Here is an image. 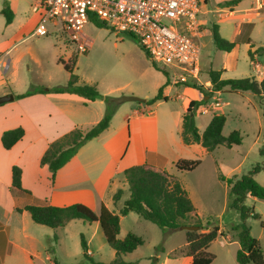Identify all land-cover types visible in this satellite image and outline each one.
<instances>
[{
    "label": "crops",
    "instance_id": "obj_1",
    "mask_svg": "<svg viewBox=\"0 0 264 264\" xmlns=\"http://www.w3.org/2000/svg\"><path fill=\"white\" fill-rule=\"evenodd\" d=\"M227 1L231 0H204L198 17L199 29L200 26L207 23L211 27L217 25L218 32L224 39L235 42V48L228 54L225 52L226 56L240 46L247 52L249 50L254 52L258 47L264 46V0H239L234 6H223L222 3ZM8 2L12 12L15 13L17 1L8 0ZM37 20V15L33 13L32 18L26 24V28H33L34 30ZM205 33L210 34V29H206ZM200 37L201 34L199 33L197 39ZM26 39L23 29L16 35L4 39L0 44V96L9 94L13 96L12 101L0 105V138L2 133L7 130L21 128L24 131L23 137L8 150L3 149L0 142V264H53V256L58 264H65V257L63 256L62 260L60 256L63 244L61 235L75 220L56 230L57 242L54 244V255H51L46 249L45 239H51L53 231L34 224L27 212H18L17 209H22L26 205L64 207L81 203L90 207L96 214L99 213L101 205L118 214L129 196V192L125 194L126 188L128 191V186L123 177L125 169L149 164L171 174L174 164L178 160H195L188 159L187 154L190 148L200 153H207L198 144L185 145L180 135L182 116L188 103L191 100L200 101L207 100V98L198 90L177 84L171 79L166 84V77L162 76L159 71L162 77L158 75L159 77L152 84L153 97L162 88V97H165L166 100H158V103L167 102L171 94L175 95L176 99H183L184 111L181 114H177L176 117L170 112L158 114L146 104L147 100L145 99V102L142 103L144 110L134 107L122 109L114 122L111 118L106 130L84 144L52 176L48 166L40 164L42 155L48 146L60 137L74 129L86 132L99 122L105 111L103 101L105 96H101L100 99L93 102H87L84 98L69 93H34L16 99L15 96L22 94V92L15 89L12 77L15 76L16 65L23 55L18 51V46ZM250 45L252 46L250 47ZM54 55V61L58 63V54L55 52ZM70 56L71 54L66 57L65 51L62 60L67 61ZM260 56L261 54H253V58L250 60V71L253 75H249L258 81L264 78V63L259 61ZM58 65L62 67L59 63ZM225 67L229 66L223 65V68ZM200 70L203 74L202 66H200ZM222 73L223 71H221V76ZM68 78L69 75L66 73L62 84H48L44 88L64 86ZM80 82L84 81L80 80ZM205 84L210 85L209 80L201 83L206 88ZM36 87L38 86L34 84L33 89L30 90H34ZM124 87L126 85L120 89ZM130 91L138 93L136 92L138 90L131 89ZM214 113L218 112L210 114L211 117ZM197 130L199 134L202 133L198 128ZM13 166L20 169L21 187L28 191V194L12 187L11 169ZM219 174L221 173L217 174V179ZM176 178L179 180L178 177ZM219 182L221 181L219 180ZM183 187L193 203L189 191L185 186ZM118 189H121L123 193L120 199L114 202L112 197ZM120 200L122 203L119 205ZM193 205L195 207V204ZM130 214L135 213L130 212L126 216H120L118 238L121 233V220ZM92 224H95L93 232L95 233L99 224L97 222ZM40 227L46 229H40ZM218 230L223 233V236L218 237L213 242L218 241V246L221 248L218 255L223 256L225 260L222 264H231V254L235 259L236 251L239 248L237 232L226 235L221 229L218 228ZM86 245L88 255L92 256L94 252L90 248L89 240L86 241ZM185 246L186 240H183L174 246L170 244L167 251L163 249L155 255L153 253H140L138 251L139 246L133 252L124 255L122 259L128 264H152V258H155L154 264H192V258L189 256H171L173 251ZM208 248L206 252L211 254L208 252ZM211 255L214 258L210 264H213L218 256L217 254Z\"/></svg>",
    "mask_w": 264,
    "mask_h": 264
},
{
    "label": "rangeland",
    "instance_id": "obj_2",
    "mask_svg": "<svg viewBox=\"0 0 264 264\" xmlns=\"http://www.w3.org/2000/svg\"><path fill=\"white\" fill-rule=\"evenodd\" d=\"M10 1H17L16 11L13 12L14 16L10 24H6L4 17L0 14V44L4 39L16 35L17 32L24 29V36L27 39L18 46V51L23 55L16 65L15 76L12 77L15 89L21 90L22 93L33 89L34 84L38 86L36 88L46 87L48 84H62L66 72L54 61L55 52L60 59H63L65 51L66 57L70 54V57L75 56L77 59L74 73L79 77V80L95 85L100 95L109 98L112 103L113 99L121 96H134L150 100L154 93L152 84L156 78L162 77L163 72H165L169 80L175 81L179 74L178 70L170 66L156 64L163 71H160L161 76L159 70L157 72L152 66L151 59L147 58L137 40H134L127 33L117 32L107 25L99 28L91 20L82 30L90 43L88 51L83 54H78L73 46L68 45L65 41V35L58 29L50 27L48 35L33 36L31 35L33 28H26V24L33 16L34 0ZM210 28L208 23L200 26L201 37L198 41L196 40L200 45L198 64L203 67L205 73L200 75L199 81L203 84L209 80L206 73L208 68L223 71L222 79L251 77L249 74L253 75V73L250 71L251 64L247 50L240 46L226 56L225 52L216 50L211 34L205 33V30ZM259 61L264 63V55L261 54ZM223 65L229 67L223 68ZM124 85L126 87L120 89ZM204 86H207L206 88L203 87L204 92H207L210 97L207 98L206 104L195 109L194 122L196 127L200 132H203L211 119L210 114L213 112L222 113L226 119L222 135L227 136L232 131H238L242 137L241 144L231 148L218 147L211 153H200L190 148L187 154L188 159L200 160V167L193 172H178L174 167L171 174L178 177L182 186H185L189 191L203 226L209 229L216 227L221 229L224 234L232 235L236 232L233 228L243 222L249 230V235L259 242L264 255V200L246 197L244 205L249 214L242 221L239 212L231 207L234 195L230 188L217 179L218 173L227 178H233V180L252 173L253 178L264 186V169L262 168L264 157L260 155L264 146V94L258 97L251 92L234 93L228 92L226 88L223 91H214L211 84ZM131 89L138 90L136 91L138 93H133L130 91ZM218 92L221 93L218 94ZM114 105L113 122L122 109L134 107L144 110L141 102L130 101ZM149 106L158 114L170 112L176 117L177 114L184 111V100L176 99L175 95L171 94L167 102L158 103L156 101ZM204 110H206L204 114L207 115H202ZM256 165L261 168L259 171L253 172ZM127 192L126 188L125 194ZM121 203L120 200L118 204ZM252 212L257 215V218L250 216ZM94 227L95 224L84 223L79 220L69 224L64 234L61 235L63 244L60 256L62 260L63 256L65 257V264L82 262L81 238L85 242L90 241V248L94 252L90 257L93 260L108 263L113 259V250L106 244L99 226H97L95 233H93ZM120 227L119 239L128 232L142 238L144 244L139 247L138 251L143 254L153 253L155 255L161 252L156 251V247L159 245H162L164 251H167L170 244L174 246L180 241L186 240L185 230H177L165 237L163 230L140 219L136 214L122 218ZM49 241L50 239H45L47 250ZM220 250L218 241L210 244L208 252L218 256L213 264H222L225 261L223 256L218 255ZM231 264H237L232 254Z\"/></svg>",
    "mask_w": 264,
    "mask_h": 264
},
{
    "label": "trees",
    "instance_id": "obj_3",
    "mask_svg": "<svg viewBox=\"0 0 264 264\" xmlns=\"http://www.w3.org/2000/svg\"><path fill=\"white\" fill-rule=\"evenodd\" d=\"M2 8L0 14L4 17L5 23L10 24L13 20V12L10 8L8 0H1ZM239 0H231L222 3L223 6H234ZM97 27L103 28L105 24L95 18L90 19ZM213 45L218 51L231 52L235 46V42L224 39L218 32V26L213 25L210 28ZM134 40L136 38L128 34ZM252 45H250L251 47ZM248 56L250 60L253 54L264 55V46L258 47L254 52L249 50ZM147 58L150 57L145 53ZM76 57L72 55L67 61L58 58V63L62 65L64 71L68 73L69 78L65 86L44 88L39 87L34 90L16 95V99L30 96L34 93H69L75 94L84 98L87 102H93L100 99L97 88L94 85H89L80 82L79 77L74 73L76 65ZM152 66L159 71L157 65L152 62ZM163 72V71H162ZM166 76V84L169 82V77ZM209 82L214 91H223L227 89L228 92L241 93L251 92L254 95L261 97L264 94V78L260 81L253 77L240 79H222L221 71L212 69L207 70ZM179 84V83H177ZM198 90L204 97L209 98L210 95L204 92L203 86L199 84L185 85ZM162 88L157 94L146 101L147 105L164 99L162 97ZM105 111L99 122H97L88 131L82 132L79 129H74L68 134L60 137L52 142L40 159L41 165H47L52 176L54 173L64 166L77 151L88 141L99 136L109 126V122L115 112V105L112 101L104 97ZM207 100H191L182 116L181 123V139L185 145L198 144L210 153L215 148L222 146L231 148L233 145H240L242 137L238 131H232L229 135H222V129L225 123V116L221 113H214L201 134L198 133L194 122L195 109L204 105ZM24 135L21 128H15L4 131L1 135L0 142L2 148L10 149L15 145ZM260 155L264 157V146L260 151ZM200 160L180 159L175 164L176 170L181 172H191L200 165ZM260 166L256 165L253 172L260 170ZM264 169V164L263 167ZM12 173V187L28 194V191L21 187V171L17 166H13ZM124 182L128 186L129 196L124 201L123 206L118 214L109 211L104 205H101L99 213L94 211L81 203H75L64 207H57L52 205L36 206L26 205L22 209H17L18 212L25 211L29 214L31 221L34 224L47 227L53 231V235L48 242V252L54 255V244L57 242L56 230L64 227L68 222L79 220L85 223L97 222L102 231L104 240L108 247L114 251V259L108 263H102L93 260L88 255L86 242L81 238L80 246L82 250V262L87 264H128L123 261L122 257L128 253L133 252L137 247L143 245V240L133 233H127L123 239H119V219L120 216H126L132 212L141 219L148 221L164 231L166 237L169 233L181 230L183 226H196V231H186V246L172 252V257L186 255L192 258V264H210L213 260V255L206 252L209 245L218 237H222L223 233L219 232L218 228L214 227L209 230L203 226L196 213V209L179 180L164 169L153 167L149 164H142L129 167L123 171ZM218 179L226 184L231 193L234 195L231 207L237 210L243 221L248 216V210L244 205L247 195L264 200V186L260 185L254 178L253 174L249 173L237 180L233 178H225L219 174ZM122 190L118 189L113 195L114 202L118 201L122 196ZM257 218L253 212L251 215ZM192 221V222H188ZM237 232V240L239 248L236 251L235 259L238 264H264V255L261 250L259 242L249 235L248 228L242 222L233 228ZM162 245L156 247V251H162ZM152 264L155 258L151 260ZM53 264H58L56 258L53 256Z\"/></svg>",
    "mask_w": 264,
    "mask_h": 264
},
{
    "label": "built area",
    "instance_id": "obj_4",
    "mask_svg": "<svg viewBox=\"0 0 264 264\" xmlns=\"http://www.w3.org/2000/svg\"><path fill=\"white\" fill-rule=\"evenodd\" d=\"M203 1L34 0L32 12L38 20L32 35L46 36L50 27L58 29L66 43L83 54L90 43L82 30L95 18L117 32L134 36L155 64L178 70L176 83L201 85L197 37Z\"/></svg>",
    "mask_w": 264,
    "mask_h": 264
},
{
    "label": "water",
    "instance_id": "obj_5",
    "mask_svg": "<svg viewBox=\"0 0 264 264\" xmlns=\"http://www.w3.org/2000/svg\"><path fill=\"white\" fill-rule=\"evenodd\" d=\"M207 98V97H205ZM13 100V96L12 95H4V96H0V105L4 104L6 102H10ZM130 101H135V102H141L144 103L145 100L144 99H140L138 97H134V96H121L119 98L113 99V103L116 105H120L124 102H130ZM181 230H186V231H196L198 230V227L196 226H183L181 228Z\"/></svg>",
    "mask_w": 264,
    "mask_h": 264
}]
</instances>
